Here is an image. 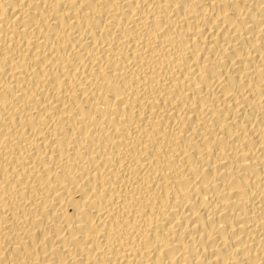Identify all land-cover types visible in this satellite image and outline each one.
<instances>
[{
	"label": "bare ground",
	"instance_id": "obj_1",
	"mask_svg": "<svg viewBox=\"0 0 264 264\" xmlns=\"http://www.w3.org/2000/svg\"><path fill=\"white\" fill-rule=\"evenodd\" d=\"M0 264H264V0H0Z\"/></svg>",
	"mask_w": 264,
	"mask_h": 264
}]
</instances>
